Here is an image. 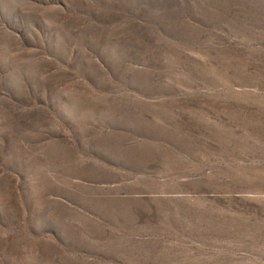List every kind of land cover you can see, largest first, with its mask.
<instances>
[{"label": "rangeland", "instance_id": "obj_1", "mask_svg": "<svg viewBox=\"0 0 264 264\" xmlns=\"http://www.w3.org/2000/svg\"><path fill=\"white\" fill-rule=\"evenodd\" d=\"M0 264H264V0H0Z\"/></svg>", "mask_w": 264, "mask_h": 264}]
</instances>
